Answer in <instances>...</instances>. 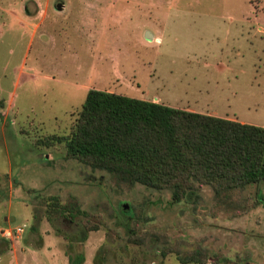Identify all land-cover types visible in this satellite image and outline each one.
Returning <instances> with one entry per match:
<instances>
[{"label": "rangeland", "instance_id": "1", "mask_svg": "<svg viewBox=\"0 0 264 264\" xmlns=\"http://www.w3.org/2000/svg\"><path fill=\"white\" fill-rule=\"evenodd\" d=\"M92 89L264 127V0H0V264H264V183L178 203L52 142Z\"/></svg>", "mask_w": 264, "mask_h": 264}, {"label": "trees", "instance_id": "2", "mask_svg": "<svg viewBox=\"0 0 264 264\" xmlns=\"http://www.w3.org/2000/svg\"><path fill=\"white\" fill-rule=\"evenodd\" d=\"M52 142L65 144L68 158L92 171L131 187L170 191L178 203L208 186L224 204L231 192L264 183V127L108 91L90 90L70 134ZM56 214L86 213L71 199ZM88 230L75 240L85 243ZM84 263L83 253L70 258Z\"/></svg>", "mask_w": 264, "mask_h": 264}, {"label": "built area", "instance_id": "3", "mask_svg": "<svg viewBox=\"0 0 264 264\" xmlns=\"http://www.w3.org/2000/svg\"><path fill=\"white\" fill-rule=\"evenodd\" d=\"M25 225L23 227H17L15 230H11V229H1L0 230V236L3 239L6 240H11L12 237H14V235H21L24 231H25Z\"/></svg>", "mask_w": 264, "mask_h": 264}, {"label": "water", "instance_id": "4", "mask_svg": "<svg viewBox=\"0 0 264 264\" xmlns=\"http://www.w3.org/2000/svg\"><path fill=\"white\" fill-rule=\"evenodd\" d=\"M63 8H64V4H63V3H60V4H58V5H57V9H58V10H60V11H61ZM150 35H151V34H150V33H148V34H147V37H149V38H150Z\"/></svg>", "mask_w": 264, "mask_h": 264}]
</instances>
